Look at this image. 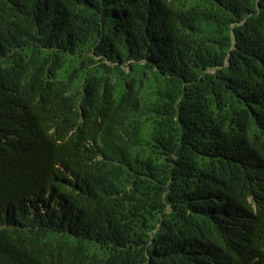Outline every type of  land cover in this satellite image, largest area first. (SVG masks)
Listing matches in <instances>:
<instances>
[{"label":"trees","instance_id":"16d2710c","mask_svg":"<svg viewBox=\"0 0 264 264\" xmlns=\"http://www.w3.org/2000/svg\"><path fill=\"white\" fill-rule=\"evenodd\" d=\"M0 264H264V0H0Z\"/></svg>","mask_w":264,"mask_h":264}]
</instances>
